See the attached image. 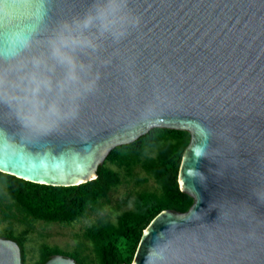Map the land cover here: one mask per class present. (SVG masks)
Listing matches in <instances>:
<instances>
[{"label":"water","instance_id":"water-1","mask_svg":"<svg viewBox=\"0 0 264 264\" xmlns=\"http://www.w3.org/2000/svg\"><path fill=\"white\" fill-rule=\"evenodd\" d=\"M83 2L55 0L54 16ZM132 6L141 29L112 53L99 92L82 105L75 125L50 146L0 155V173L79 186L97 178L114 148L152 129L185 131L190 140L178 185L192 205L156 215L132 264H146L161 238L168 264H264V0H133ZM147 93L160 104L154 118L142 121L135 112ZM0 264H22L14 241L0 238ZM44 264L76 263L53 255Z\"/></svg>","mask_w":264,"mask_h":264},{"label":"clouds","instance_id":"clouds-1","mask_svg":"<svg viewBox=\"0 0 264 264\" xmlns=\"http://www.w3.org/2000/svg\"><path fill=\"white\" fill-rule=\"evenodd\" d=\"M132 3L84 0L54 16L55 0H0V155L50 146L71 130L82 105L99 92L112 53L141 29ZM159 104L155 93L145 94L137 119L154 118ZM146 264H168L163 238Z\"/></svg>","mask_w":264,"mask_h":264},{"label":"trees","instance_id":"trees-1","mask_svg":"<svg viewBox=\"0 0 264 264\" xmlns=\"http://www.w3.org/2000/svg\"><path fill=\"white\" fill-rule=\"evenodd\" d=\"M189 140L185 131L152 129L135 142L114 148L99 166L95 180L74 187L38 185L0 173V224L9 223L0 238L14 241L21 250L22 264H29V226H71L89 213L104 212L110 193L124 182L140 187L152 180L156 190L137 193L128 201L131 209L115 220L100 217L85 228L83 238L92 255L83 254L81 249L67 252L40 244L30 263L44 264L53 255H60L76 264H132L142 233L156 215L164 210L184 213L192 205V198L178 185L179 167ZM137 171L143 175L139 177ZM15 217L25 225L19 233L11 228L10 221Z\"/></svg>","mask_w":264,"mask_h":264},{"label":"rangeland","instance_id":"rangeland-1","mask_svg":"<svg viewBox=\"0 0 264 264\" xmlns=\"http://www.w3.org/2000/svg\"><path fill=\"white\" fill-rule=\"evenodd\" d=\"M137 175L142 176V172L137 171ZM156 190L155 183L150 180L147 183L135 186L133 183L124 182L123 185L110 193L108 202L105 205L104 212L99 214L89 213L84 219L74 223L71 226L49 225L43 223L32 224L31 232L26 243V251L28 254L27 263H32L36 258L37 248L40 244H47L52 247H58L64 251L72 252L76 249H81L85 255H92L90 246L84 241L83 233L86 227L90 226L100 217H109L115 220V217L123 211L131 209V204L128 201L137 193ZM126 202V204H125ZM1 216V213H0ZM12 230L19 233L25 228L18 217L12 218L10 221ZM9 227L8 222L0 224V233Z\"/></svg>","mask_w":264,"mask_h":264}]
</instances>
